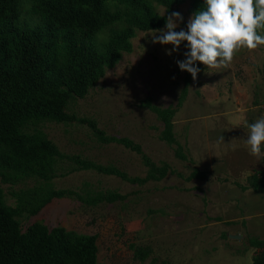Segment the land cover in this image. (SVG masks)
Listing matches in <instances>:
<instances>
[{
	"label": "rangeland",
	"instance_id": "374dc122",
	"mask_svg": "<svg viewBox=\"0 0 264 264\" xmlns=\"http://www.w3.org/2000/svg\"><path fill=\"white\" fill-rule=\"evenodd\" d=\"M188 8L186 1L174 11L184 18L177 31L187 30L192 17ZM155 11L160 15L164 8L155 6ZM152 34L154 31H136L131 53H123L83 99L70 102L67 112L95 123L105 137L132 141L156 166L168 165L166 176L160 181L132 184L92 170L69 173L73 163L61 159L51 182L54 189L72 191L85 199L86 191L90 196L114 192L125 199L95 204L75 196L53 199L36 216L22 219V228L39 222L48 229L61 227L95 235L98 264H252L253 256L264 248L250 245L251 240L260 238L254 233H264L257 226L263 220L253 217L254 208H250L249 218H253L247 222V230L255 227L252 231L231 232L233 227L235 231L241 228L222 224L224 201L213 177L226 178L228 169L210 160L215 154L217 159L222 157L221 149L228 143L225 138L234 146L245 145L249 120L264 116V47L242 50L230 69L207 70L198 62V78L191 80L178 105L184 73L176 61L185 59L187 42L179 52L168 55L173 46L153 43ZM99 38L103 40L105 35ZM147 99L152 106L175 109L172 132L184 160L177 156L176 144L161 140L163 124L141 105ZM39 129L62 155L113 166L129 178L141 179L147 174L140 154L123 144L99 141L87 123L44 122ZM194 170L204 178L187 181ZM33 185L34 181L28 180L13 189ZM0 187L6 203L12 205L8 186ZM241 233L245 238L236 239ZM145 248L150 249L149 256L144 261L136 259L135 251Z\"/></svg>",
	"mask_w": 264,
	"mask_h": 264
},
{
	"label": "trees",
	"instance_id": "16d2710c",
	"mask_svg": "<svg viewBox=\"0 0 264 264\" xmlns=\"http://www.w3.org/2000/svg\"><path fill=\"white\" fill-rule=\"evenodd\" d=\"M186 1L191 16L206 9L205 0H0V184L8 186L13 200L8 205L0 187V264H98L95 235L48 229L39 222L22 228V219L36 216L53 199L75 196L89 204L125 199L114 192L90 196L88 191L85 199L54 189L51 182L61 159L73 163L69 173L92 170L132 184L166 176L167 164L156 166L132 141L105 137L95 123L78 119L67 109L70 102L83 99L123 53H131L136 31L165 28L167 16ZM155 6L164 8L163 17ZM183 73L178 105L192 80L190 73ZM141 105L161 121V140L176 144V154L184 160L172 132L175 109L152 106L149 99ZM44 122L87 123L99 141L123 144L140 154L148 167L146 176L129 178L113 166L62 155L39 129ZM195 178L203 179L204 174L194 170L186 180ZM28 180L34 181L32 187L13 189ZM255 180L252 176L250 185L264 191ZM250 245L263 247L264 242L251 240ZM150 252L137 249L135 258L144 261ZM252 264H264V248L253 256Z\"/></svg>",
	"mask_w": 264,
	"mask_h": 264
},
{
	"label": "clouds",
	"instance_id": "9594fccd",
	"mask_svg": "<svg viewBox=\"0 0 264 264\" xmlns=\"http://www.w3.org/2000/svg\"><path fill=\"white\" fill-rule=\"evenodd\" d=\"M205 3L206 9L189 19L187 30L176 31L178 22L183 23L184 18L181 13L173 12L167 16L165 29L152 34L153 43L173 46L168 55L179 52L181 44L187 42L185 59L176 63L194 81L201 71L198 62L207 70L230 69L242 50L264 47V0H205ZM165 13L160 15L163 17ZM246 127L249 154L264 160V116ZM219 141L223 142L224 137Z\"/></svg>",
	"mask_w": 264,
	"mask_h": 264
},
{
	"label": "crops",
	"instance_id": "0c3cea01",
	"mask_svg": "<svg viewBox=\"0 0 264 264\" xmlns=\"http://www.w3.org/2000/svg\"><path fill=\"white\" fill-rule=\"evenodd\" d=\"M249 122L253 123V120H249ZM225 139L228 143L227 147H222L221 149L222 153L224 152L222 157L217 156V159L215 158L217 154H215L210 160V162H215L214 165H224L228 169L226 178H218L215 177V175L213 177L214 186L217 192L222 194L224 201L222 210H224V215L226 216L223 218L221 217V219L224 220L222 224H235L241 228L240 231H235V227H233L231 232L252 231L255 227L251 230H247V222L252 220L251 218L258 216L264 222V191L256 190L249 182L250 177L253 176L258 180L256 185L259 188H264V160H257L250 155L246 144L243 146H234L232 140L228 138ZM214 167L212 172L215 173L216 170ZM245 170L247 171L244 172ZM231 192L235 194L232 195ZM252 203H254V205H252ZM250 208H254L253 213H251L253 217L251 218H249L251 216L249 213ZM231 211L235 213L230 214ZM215 220H218L216 222H220L218 217L215 218ZM263 222L260 221V224L257 225L260 229H264ZM254 234L256 237H260L259 239L261 240L258 239V241L264 242V233L257 232V234ZM237 236V238H232L240 240L245 238L242 233Z\"/></svg>",
	"mask_w": 264,
	"mask_h": 264
}]
</instances>
